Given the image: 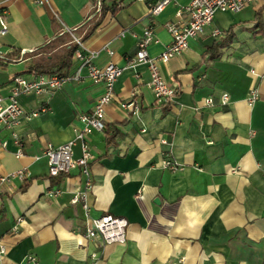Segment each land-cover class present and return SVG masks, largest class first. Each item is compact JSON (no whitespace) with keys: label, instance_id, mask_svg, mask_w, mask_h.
<instances>
[{"label":"crops","instance_id":"1","mask_svg":"<svg viewBox=\"0 0 264 264\" xmlns=\"http://www.w3.org/2000/svg\"><path fill=\"white\" fill-rule=\"evenodd\" d=\"M153 1L101 0L94 13L95 0H0L7 22L0 36L2 95L14 74L37 73L36 62L70 46L69 32L71 38L52 42L65 28L81 39L96 24L81 39L84 48L97 51L96 65L122 67L114 92L125 100L135 91L140 105L128 115L111 102L105 129L86 135L91 181L85 189L77 167L49 175L41 151L74 138L77 114L92 108L103 85L83 79L50 95L18 96L25 111L45 103L50 109L0 131V176L20 168L28 173L0 183V264H264V0L236 12L217 9L186 50L159 64L177 89L165 103L147 85V64L131 62L136 37L151 26L147 52L158 55L171 40L166 23L190 0L150 15ZM213 28L225 35L214 37ZM75 63L71 55L65 73ZM252 89L257 96L250 103ZM80 154L75 140L73 157ZM164 159L182 168L165 167ZM83 190L87 213L81 200L71 202ZM104 213L126 218L124 242L85 236L87 218Z\"/></svg>","mask_w":264,"mask_h":264},{"label":"built area","instance_id":"2","mask_svg":"<svg viewBox=\"0 0 264 264\" xmlns=\"http://www.w3.org/2000/svg\"><path fill=\"white\" fill-rule=\"evenodd\" d=\"M35 4H46L48 0H30ZM253 0H190L186 5L177 8L175 16L177 19L173 22L166 23L167 30L171 35V40L164 45L163 50L156 56H150L147 52V46L154 40L153 28L145 26L141 33L136 37V51L131 59L133 61H142L147 64L149 71L148 87L153 93L156 102H168L176 94L177 89L166 82L160 73L159 64L164 63L174 55L180 54L188 47V40L202 33L203 28L210 24L214 12L217 9L229 10L236 12L249 5ZM174 2V0H154L148 3V13L155 15L161 12L164 7ZM101 10V0H95L94 13ZM6 10L0 4V36L7 32V22L5 18ZM66 32L72 35V41L76 44V48L72 53L75 60V67L72 71L64 74L56 72L50 73H30V74H14L10 78V87L7 95L0 92V131L10 127L21 118H31L40 112L50 109L47 103L42 104L32 111H25L18 101L19 95H50L58 90L65 82H80L88 79L92 83H101L103 85L102 94L96 99L92 108L87 112L77 114L80 126L74 127L75 136L59 145L47 143L41 151L42 156L46 160L47 171L51 176L59 174H68L73 168H79L80 172L85 176V189L90 186V174L88 161L91 157L89 146L86 141V135L92 131H103L105 128L104 108L111 102L124 110L128 115H135L140 111V105L134 98L135 91L131 92L128 99L121 100L117 98L113 85L122 72V67L112 61L98 66L93 62L97 55L96 50L85 49L80 37L73 35L72 30L65 28ZM211 34L214 37L222 38L225 35L223 30L213 28ZM109 54L112 50L107 49ZM0 58H4V54L0 50ZM257 96L256 90L252 89L248 96L251 103ZM228 94H221V103H225ZM207 103H211V98H206ZM75 140L80 144V156L73 157V145ZM5 142L0 139V146H4ZM20 155V151L16 152ZM163 165L170 169H181L182 166L170 159H164ZM28 173L25 169L20 168L8 174L0 176V183L9 180L12 177L20 179L26 178ZM58 190L48 191L49 195H56ZM85 191H79L71 198V202L82 201V207L87 213L88 206L84 200ZM85 226V236L87 238L98 237L102 243H121L125 240V229L127 220L123 216L104 213L101 216L90 218ZM4 252V247L0 243V253ZM93 257V256H92ZM88 264H92L91 261Z\"/></svg>","mask_w":264,"mask_h":264},{"label":"trees","instance_id":"3","mask_svg":"<svg viewBox=\"0 0 264 264\" xmlns=\"http://www.w3.org/2000/svg\"><path fill=\"white\" fill-rule=\"evenodd\" d=\"M52 20H55L52 18ZM96 24H93L89 27L87 33L85 34L88 35L93 28L95 27ZM67 32H62L60 36L54 38L52 40L53 43L59 44L62 43L63 40H61V35L66 34ZM85 36H82L81 39H83ZM70 46L68 48H63L62 52L57 54L53 53L51 55V58L48 60H41L36 62L34 68L36 69L37 73H50V72H56L58 74H64L65 71L68 69L70 66V59L71 55L76 48V44L74 42H71L69 44ZM105 129V128H104Z\"/></svg>","mask_w":264,"mask_h":264},{"label":"rangeland","instance_id":"4","mask_svg":"<svg viewBox=\"0 0 264 264\" xmlns=\"http://www.w3.org/2000/svg\"><path fill=\"white\" fill-rule=\"evenodd\" d=\"M71 38L70 34L66 33V34H63L61 35V40H64V39H69ZM49 48L50 47H53V44H51L50 46H48Z\"/></svg>","mask_w":264,"mask_h":264}]
</instances>
